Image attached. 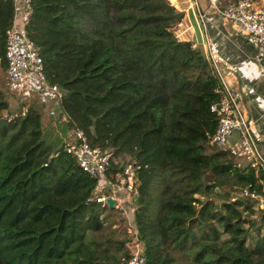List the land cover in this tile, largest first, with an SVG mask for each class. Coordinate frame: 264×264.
I'll use <instances>...</instances> for the list:
<instances>
[{
	"label": "trees",
	"instance_id": "1",
	"mask_svg": "<svg viewBox=\"0 0 264 264\" xmlns=\"http://www.w3.org/2000/svg\"><path fill=\"white\" fill-rule=\"evenodd\" d=\"M31 6L27 36L61 91L55 122L113 152L108 177L118 158L140 165L133 226L145 264H264V209L239 195L263 193L264 174L211 143L224 91L208 53L176 35L185 11L169 0ZM13 12L0 0L3 69ZM43 104L14 111L0 89V264H124L127 221L92 199L97 179L44 123Z\"/></svg>",
	"mask_w": 264,
	"mask_h": 264
},
{
	"label": "built area",
	"instance_id": "2",
	"mask_svg": "<svg viewBox=\"0 0 264 264\" xmlns=\"http://www.w3.org/2000/svg\"><path fill=\"white\" fill-rule=\"evenodd\" d=\"M12 1L14 12L11 26L6 32L4 52L9 92L21 102L32 97L34 93L43 103L58 102L61 91L57 85L46 83L42 58L34 42L27 36L26 26L32 13L31 0ZM169 1L174 5V0ZM206 1L256 47L258 59L264 63V0H235L222 8L218 7L219 0ZM190 5L195 7L196 15L202 23L203 14L198 0H193ZM222 86L223 97L210 106L211 112L218 117L211 143L216 148L227 151L239 162L249 165L256 172L264 174V160L256 149L255 138L248 121L242 114L235 96L224 83ZM49 114L54 115L55 111L50 109ZM72 133L71 141L66 145L67 152L76 159L84 172L97 179L92 199L106 205L107 198L112 197L115 201L114 209L126 215L127 232L132 237L125 244L130 251V257L124 264H145L137 231L133 226L140 165L135 160L130 161L121 165L120 170L112 177H108L113 152L91 145L83 130H74ZM234 135L238 138L233 140ZM106 190L109 192H105ZM126 193L129 200L120 201L118 196ZM239 195L257 201L259 208L264 209V191L260 194L244 187L240 188Z\"/></svg>",
	"mask_w": 264,
	"mask_h": 264
},
{
	"label": "crops",
	"instance_id": "3",
	"mask_svg": "<svg viewBox=\"0 0 264 264\" xmlns=\"http://www.w3.org/2000/svg\"><path fill=\"white\" fill-rule=\"evenodd\" d=\"M198 3L203 14L205 35L202 49L212 59L222 83L235 96L255 138L256 149L264 160V63L259 61L256 47L208 1L198 0ZM190 4L191 0H174V6L185 13ZM218 7L222 8L219 3ZM176 35L195 41L186 14L176 29ZM44 106L49 104L44 103ZM237 138V135L233 136V140Z\"/></svg>",
	"mask_w": 264,
	"mask_h": 264
},
{
	"label": "rangeland",
	"instance_id": "4",
	"mask_svg": "<svg viewBox=\"0 0 264 264\" xmlns=\"http://www.w3.org/2000/svg\"><path fill=\"white\" fill-rule=\"evenodd\" d=\"M218 3L222 7H224L228 3V1L222 0V2H221V0H219ZM0 89L4 92L6 100L9 102L11 109L14 110V111L19 109L22 104L25 105V106L22 107V111H23L25 109V107L28 106L31 102L37 104L39 101H41L39 96L37 94H35V93L33 94L32 97L28 98L26 101H23V102H21V100L18 97H16L15 95L11 94L9 92V85H8V80H7V76H6V70L1 68V67H0ZM48 104H49V106L48 107H44V109H43L44 123L49 124L50 127H53L55 129V131L58 133V136L62 139L63 142H67V143L70 142L72 134H73L72 133L73 131L72 130H66V131H62L61 130L60 124L56 123L55 119H54V116L49 114V110L50 109H53V110L55 109L56 110V106L54 105V102H50ZM129 160L130 159H129L128 156L121 157V159L120 158L117 159V161H119L120 165H122L123 163H125V162H127ZM216 191L219 192V193L222 192V190H220L219 188H217ZM105 192L108 193L109 191L106 190ZM118 198H119L120 201L122 199L125 200V201H128L129 200V195L127 193L126 194H122V195H119ZM257 209H261V208H259V206H258ZM116 215H117V219L118 218L119 219L122 218L124 220V222L127 221L126 215H124L122 213H118V212H116ZM118 215H120L121 217H119ZM256 215H257V213L254 214L253 217L256 216ZM121 225L122 224H118V226H121ZM118 226H116V224H115L112 227L116 228ZM117 229L121 230V227H119Z\"/></svg>",
	"mask_w": 264,
	"mask_h": 264
},
{
	"label": "water",
	"instance_id": "5",
	"mask_svg": "<svg viewBox=\"0 0 264 264\" xmlns=\"http://www.w3.org/2000/svg\"><path fill=\"white\" fill-rule=\"evenodd\" d=\"M193 0H191L192 2ZM186 16L188 19V22L190 24V27L193 30V34H194V38H195V42L199 45H205V35H204V30L202 27V23L201 21H199L196 12H195V7L194 6H189L186 9ZM6 112L4 111V114ZM106 205L110 208V209H114V205H115V201L112 197L107 198L106 200Z\"/></svg>",
	"mask_w": 264,
	"mask_h": 264
},
{
	"label": "clouds",
	"instance_id": "6",
	"mask_svg": "<svg viewBox=\"0 0 264 264\" xmlns=\"http://www.w3.org/2000/svg\"><path fill=\"white\" fill-rule=\"evenodd\" d=\"M141 248H142V246H141Z\"/></svg>",
	"mask_w": 264,
	"mask_h": 264
}]
</instances>
